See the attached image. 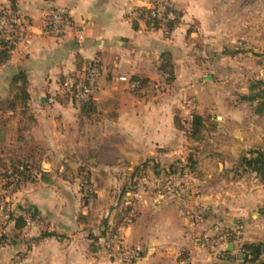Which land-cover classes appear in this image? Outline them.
I'll use <instances>...</instances> for the list:
<instances>
[{
  "label": "crops",
  "instance_id": "0c3cea01",
  "mask_svg": "<svg viewBox=\"0 0 264 264\" xmlns=\"http://www.w3.org/2000/svg\"><path fill=\"white\" fill-rule=\"evenodd\" d=\"M152 2L18 1L19 13L32 24L33 41L28 47L17 45L9 61L0 65V104L10 97L12 78L24 72L34 122L20 148L23 159L28 157L48 173L51 182L33 175L35 181H25L21 189L9 193L15 219L0 233V264H242L240 244L264 243V180L240 166L246 152L264 147V132L260 129L257 134L255 127L264 113L251 108V125L231 131L227 124L234 114L239 121L238 114L219 109L221 121L216 127L205 129L202 141L189 144L187 134L175 127L177 116L186 117L181 101L190 97L197 114L209 113L208 105L216 102L217 79L211 75L213 82H205V66L196 48L186 43V12L170 36L139 20L137 11ZM9 4L0 0L1 8ZM55 9L64 10L73 27L61 39L44 31ZM166 53L174 63L171 82L159 70ZM90 61L99 63L101 77L92 97L94 112L85 117L61 94V85L78 72L79 65ZM181 73L183 80H179ZM123 77L128 80L122 81ZM204 95L211 98L208 103ZM10 115L0 112L2 159L5 148L15 145ZM203 149L208 153L196 160L199 170L178 176V180L189 177L197 183L199 197L188 203L182 194L177 201L170 192L153 194L150 199L154 200L130 210L135 217L121 231L123 244L138 250L139 258L120 262L103 252L92 238L98 224L91 223V216L102 218L105 210L81 208L80 169L87 168L93 182L118 185L125 180L126 170L134 173L146 166L147 171L136 180L149 178L146 172L152 170L153 178L170 182L175 175L169 169L186 166L182 156ZM208 184L212 186L209 191ZM105 189L108 194L117 193V189ZM1 194L0 190V198ZM122 211L110 210V222ZM17 219L23 220L20 228ZM217 226L222 231H240L242 242L204 238L214 235Z\"/></svg>",
  "mask_w": 264,
  "mask_h": 264
},
{
  "label": "rangeland",
  "instance_id": "374dc122",
  "mask_svg": "<svg viewBox=\"0 0 264 264\" xmlns=\"http://www.w3.org/2000/svg\"><path fill=\"white\" fill-rule=\"evenodd\" d=\"M18 1L20 0H16V3H18ZM156 1L159 2V12H162L161 15H167L169 19H175L176 16L173 12H165L168 5L181 14L180 18H183L185 15L183 14V11L186 12L189 19L187 24L189 25V30L192 31V38L197 40V42H194L191 45L192 47L194 46V48L197 47V58H200L202 60V64L205 66L204 74L212 78L211 80L205 82L207 84H211L213 82V77L211 75L215 76L217 79V82H214L216 102L213 107L211 104L208 105V110L210 111L209 113H207V111H203L204 116L202 117L204 119L205 129L212 130L216 127L217 123L221 121L217 119V117H221L219 109L222 108L228 109L232 113H237L238 118H240L239 121H237V119H235L237 117L234 116L235 114L233 115V119H231L227 124V128L231 131L239 129L242 130L247 125L246 123L250 124L248 115L249 111L252 113L253 108L254 110L259 109L264 113V0ZM156 1L153 0L152 4L145 9L153 10ZM229 1H232L231 4L236 2L238 6L230 5V3H228ZM0 9H5L8 12H11V3L8 7H0ZM51 13L48 17L49 20ZM141 13L142 9H139L137 14L140 15ZM18 16V20L16 21L19 32L17 31V28L15 29L12 27H8L6 32H9V34L12 32L18 33L20 38L18 48L21 46L23 48V44L28 47L33 41V36H31L32 24L29 19L24 17L23 13H19ZM49 20H47V24L45 26V34L56 39L63 38L54 37L52 34L48 33L47 27ZM71 25V22L67 25V30L69 32L73 29ZM1 26H3L2 23H0V29ZM80 34L79 37H81ZM28 35H30V38H28ZM198 42L201 43V49ZM183 76L184 75L181 73L179 80H183ZM100 77L98 78L95 87L91 90L92 97ZM81 78H83V76ZM68 79L74 81L70 78V76L66 78V80ZM120 79L122 81L128 80L124 77ZM182 89L183 87H180V90ZM253 96H258V98L257 100L251 102L248 98ZM203 99L206 103L209 102L208 100H211V98L207 97V95H204ZM180 107L184 110V115L186 116L184 117L185 119L183 118L185 127L189 128L188 123L192 120V115L197 114L194 101L190 97L186 99L184 98L181 101ZM200 111L202 112V110ZM241 114L242 117H240ZM257 121L258 123L255 127L259 129V131L257 129L258 134L264 132V117L261 120L257 119ZM260 129L263 131L260 132ZM1 137L2 135H0V139ZM188 141L189 144L190 142H192L191 144L196 143L191 141L189 138ZM22 145L15 144L5 148L3 159L7 164H9L13 159H23V150L20 149V146ZM207 153L208 152L203 149L201 152L193 151L189 152L188 155L186 154L187 156H182L186 159V165H188L190 158H192L195 163V167H193V169L190 167L184 168L185 173L190 174V172H196L197 168L199 170V165H197L198 163L196 160L199 161V158L202 156L205 157ZM247 153L248 152H246V154ZM180 168L181 167L177 166L174 170L169 169V172L174 173L175 175V178H173L172 181L170 180V182L153 178V174L151 175L152 170H148V172H146V175H149V178H142L141 181L136 179L133 180V171L126 170L125 173H127V176L125 180L123 183H119L118 185L115 181L112 183H104L101 181L93 182V178L89 176V170L87 168L85 170L83 168V170L78 174L79 182H77V187H79L82 196L81 208L83 210H105V214L102 218H100L99 215L97 216L95 213L91 216V223L98 224L95 226V229L93 228L94 232H92V238L93 240H96L95 242L98 243L101 249H103V252H105L111 259L120 262L133 261L135 259H121L120 254L132 255L138 250L126 247L123 244L121 236V231L124 227L131 224V219H134L135 213H130V216L127 219L128 224L122 226L118 232L106 233V228L103 225V222L108 221L110 226H113V221L110 222L109 220L110 210H135L138 207H143L145 202L154 200L152 199L154 197L153 194L163 196L170 192L173 197V201H177L179 197L178 194H182L183 199H186L188 203H190L192 199L194 200L199 197L201 190H199L200 187L196 185L197 183L190 181L189 177H187L184 181L178 180V176L182 173L180 171L182 168ZM22 187L23 184L20 185L19 189ZM105 188H108V190L111 188L113 191L117 189V193L108 194ZM211 188V184H208L207 191L211 190ZM121 191H125L124 195H121ZM182 191L184 192L182 193ZM140 192L143 196L139 195V197L138 195H135V193L139 194ZM202 192H205V186ZM9 193L11 192L2 191L0 202L4 201L6 208L10 210L13 215L14 203L12 199H10ZM150 197L152 198L150 199ZM97 217L100 219H97ZM4 223L5 224L0 226V233L6 229V226L10 223V221L6 220ZM214 231V235L207 234L204 238L209 240L213 237L214 239L218 238V240H222L224 232H222L221 227L217 226ZM232 232L239 234V238H236V242H242L243 234L240 231ZM224 242H227V239H225ZM138 258L139 257L136 259Z\"/></svg>",
  "mask_w": 264,
  "mask_h": 264
},
{
  "label": "trees",
  "instance_id": "16d2710c",
  "mask_svg": "<svg viewBox=\"0 0 264 264\" xmlns=\"http://www.w3.org/2000/svg\"><path fill=\"white\" fill-rule=\"evenodd\" d=\"M11 3V12L7 10L0 9V22L1 20L5 21V24L1 26L0 29V65L7 63L11 57L13 51L17 48L20 38L17 32H6L8 27L17 28L18 30V14L16 0H9ZM43 1H53V0H43ZM156 1V0H155ZM154 10L159 11V2L156 1L154 5ZM151 10L142 9V13L139 15V20L146 22L147 27L151 30H160L164 29L167 36H170L175 28L181 23L180 16L181 14L174 10L171 6H167L165 12H173L176 16L175 19H169L167 15H162L161 17L153 18L149 16ZM162 13V12H161ZM15 16V17H14ZM14 18V19H13ZM137 23V22H135ZM197 42L196 39L192 38V31L189 30L187 33L186 43L188 45ZM201 49V43L198 42ZM197 48V47H196ZM96 65L99 67L97 61H90L85 64L79 65V70L76 74L71 75L70 78L74 80L75 83H78L84 76L85 68L87 66ZM159 70L166 75L167 82L174 80V63L172 61L171 54L166 53L162 56V61L159 67ZM62 82V93L67 100L74 102V98L66 91L64 83ZM142 83L141 81H139ZM10 97L7 101L0 104V112L3 114L10 113L11 115L8 118V123L10 126V132L12 136V141L15 144L22 145L25 142L26 135L30 131V126L34 122L33 115L29 108L30 96L28 93V79L27 75L24 72H20L15 75L11 80L10 85ZM258 96H253L248 98L251 102L257 100ZM91 100L87 103L76 105V108L79 109L81 114L85 117H90L94 112V104ZM259 111V109H257ZM189 128L185 127V122L181 117L175 118V127L179 131H183L187 134L188 138L193 142H200L203 140V132L205 130L204 119L199 114H193L192 120L190 121ZM22 148V146H20ZM20 148V149H21ZM22 150V149H21ZM240 166L247 171H251L259 174L264 180V147L261 149L251 150L247 154L243 155L241 158ZM190 167L193 169L195 163L192 158L189 159L188 165L182 167L181 172L185 171L184 168ZM146 166L143 168H136L135 172L132 175V179L135 180L137 176L141 177L142 173L146 171ZM83 168L80 169L82 171ZM40 175L44 182H51L50 175L46 172H43L34 162L30 161L27 157L22 160L13 159L9 164H7L0 157V190L14 192L19 189L20 185L25 181H35V178H32L33 175ZM125 191H121V195H124ZM130 210H123L118 213L113 221V226H110L108 221H104L103 225L105 226L106 233H116L122 227L128 224V217L130 216ZM12 215L9 221L14 220ZM133 219H131L132 222ZM17 227L23 226V220H16ZM222 232L227 233L228 230H223ZM233 240V239H232ZM239 257L242 264H264L261 262V256L264 254V243L259 244H240L239 245Z\"/></svg>",
  "mask_w": 264,
  "mask_h": 264
},
{
  "label": "built area",
  "instance_id": "2783aa9c",
  "mask_svg": "<svg viewBox=\"0 0 264 264\" xmlns=\"http://www.w3.org/2000/svg\"><path fill=\"white\" fill-rule=\"evenodd\" d=\"M149 16L153 18L161 17V12L151 10ZM69 18L67 14L63 10H53L50 16L49 24H48V33L52 34L54 37H65L68 35L69 31L67 30V25L69 23ZM2 25L5 24L4 20H1ZM100 69L98 66H87L85 68V73L83 78L75 83L70 79L66 80L64 83V87L66 91L74 98V102L77 105L87 103L91 100V90L97 84L98 78L100 77ZM12 216V212L6 208V204L4 201L0 202V226L5 224L6 220H10ZM3 234L5 231H2ZM222 240L225 239H236L239 238V234L236 232H227L222 235ZM140 254L138 251L134 252V254H120L121 259H136Z\"/></svg>",
  "mask_w": 264,
  "mask_h": 264
},
{
  "label": "water",
  "instance_id": "95a60500",
  "mask_svg": "<svg viewBox=\"0 0 264 264\" xmlns=\"http://www.w3.org/2000/svg\"><path fill=\"white\" fill-rule=\"evenodd\" d=\"M212 78L210 77V76H208L206 79H205V81H209V80H211Z\"/></svg>",
  "mask_w": 264,
  "mask_h": 264
}]
</instances>
